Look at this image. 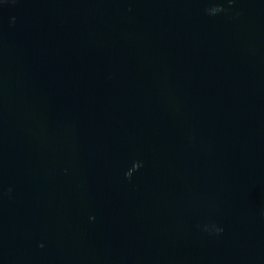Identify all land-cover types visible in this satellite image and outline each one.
Instances as JSON below:
<instances>
[{
    "label": "clouds",
    "instance_id": "1",
    "mask_svg": "<svg viewBox=\"0 0 264 264\" xmlns=\"http://www.w3.org/2000/svg\"><path fill=\"white\" fill-rule=\"evenodd\" d=\"M216 8H218V7H216Z\"/></svg>",
    "mask_w": 264,
    "mask_h": 264
}]
</instances>
